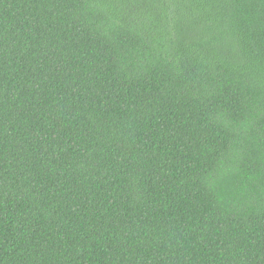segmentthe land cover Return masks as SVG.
<instances>
[{
  "label": "trees",
  "instance_id": "trees-1",
  "mask_svg": "<svg viewBox=\"0 0 264 264\" xmlns=\"http://www.w3.org/2000/svg\"><path fill=\"white\" fill-rule=\"evenodd\" d=\"M0 264H264V0H0Z\"/></svg>",
  "mask_w": 264,
  "mask_h": 264
}]
</instances>
